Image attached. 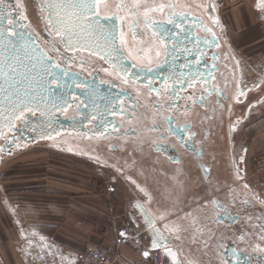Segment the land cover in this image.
Wrapping results in <instances>:
<instances>
[{
	"label": "flooded vegetation",
	"instance_id": "flooded-vegetation-1",
	"mask_svg": "<svg viewBox=\"0 0 264 264\" xmlns=\"http://www.w3.org/2000/svg\"><path fill=\"white\" fill-rule=\"evenodd\" d=\"M32 2L40 29L24 0L20 7L11 0L16 27L38 34L37 43L50 48L42 0ZM117 2L111 0L113 9ZM160 4L163 12L149 17L164 25L163 35L154 34L142 15L135 29L129 27L133 16L121 25L131 51L126 63L151 73L137 72L140 79L125 84L111 74L110 63L89 51L67 53L73 59L64 66L72 75L64 91L75 102L65 113L37 112L28 116L27 127L16 121V131L5 130L11 142L0 137V165L36 146L66 149L132 183L139 194L134 207L145 221L136 205L142 206L159 227L155 238L166 257L172 250L181 264H264V179L256 188L247 174V151L237 153L234 139L252 107L264 100V76L244 85L216 0H141L140 11ZM173 13L181 28L166 23ZM84 82L88 89L77 87ZM0 264H7L1 254Z\"/></svg>",
	"mask_w": 264,
	"mask_h": 264
},
{
	"label": "snow or ice",
	"instance_id": "snow-or-ice-1",
	"mask_svg": "<svg viewBox=\"0 0 264 264\" xmlns=\"http://www.w3.org/2000/svg\"><path fill=\"white\" fill-rule=\"evenodd\" d=\"M20 6L17 0L16 7ZM140 7L141 0H131L130 3L129 0H119L115 3L114 9L111 0H42L39 8L45 22V30L51 37V47L48 48L46 44L42 47L37 43L38 34L18 32L17 19L13 14L15 8L6 4V0H0V137L11 142L5 130L16 131V121H21L23 126L27 127L29 115L35 116L37 112H40L41 116L51 115L54 112L65 113L75 102L74 94L64 91L65 78L72 75L70 68L64 66V62L71 64L73 59L67 53L89 51L91 55L110 63L113 69L111 74L123 79L125 84L129 82L130 77L133 78V82L139 80V75H135L137 72L151 73L152 69L147 66L139 67L126 63L131 57V51L127 47L128 40L121 25L129 16H133L136 20L132 21L129 27L135 29L142 15L145 25L150 27L154 34L163 35L161 30L164 25L159 21L151 20L149 13L163 12L165 5L144 7L143 12L140 11ZM257 8L264 10V0H258ZM45 9H47L46 15ZM176 15L173 13V18L166 23H175L177 28H181V24L176 21ZM20 18L27 20L24 13L20 14ZM133 36L135 37V33ZM216 47H219V44H216ZM213 59H216L215 54ZM80 66H83V61ZM104 71L108 72V69L105 68ZM188 86H192L191 81ZM77 87L88 89L89 85L84 82ZM152 90L157 93L161 91ZM111 114L116 113L113 111ZM92 119L96 117L93 116ZM167 119L171 125L172 119L170 117ZM181 139L183 140V137ZM183 142L185 147H190V141ZM157 147L168 146L157 145ZM136 206L143 213L153 237L150 247L153 249L160 247V243L155 238L158 230L152 227L153 221L148 216V212L142 206L138 204ZM119 235L126 242L129 239L133 241L139 239L135 232L129 233L126 230H122ZM143 256L149 257V252L145 251Z\"/></svg>",
	"mask_w": 264,
	"mask_h": 264
},
{
	"label": "crops",
	"instance_id": "crops-1",
	"mask_svg": "<svg viewBox=\"0 0 264 264\" xmlns=\"http://www.w3.org/2000/svg\"><path fill=\"white\" fill-rule=\"evenodd\" d=\"M68 167L55 175H42L40 190L24 192L23 197L19 194V228L26 233L18 240L16 264L26 263L22 245L29 247L26 241L30 238L34 239L33 249L44 255L45 264L48 260L51 264H79L81 253L89 246L103 249L114 264L142 262L143 253L152 249L150 232L134 207L139 194L132 183L115 173L79 175ZM122 230L135 232L139 239L126 242L119 235Z\"/></svg>",
	"mask_w": 264,
	"mask_h": 264
},
{
	"label": "rangeland",
	"instance_id": "rangeland-1",
	"mask_svg": "<svg viewBox=\"0 0 264 264\" xmlns=\"http://www.w3.org/2000/svg\"><path fill=\"white\" fill-rule=\"evenodd\" d=\"M24 1L28 17L40 29L34 3L32 0ZM216 2L218 16L240 58L244 85L254 84L260 76H264V10L257 8L258 0ZM234 139L237 153L246 149L249 164L247 174L258 185L256 188H260L264 179V100L252 107L248 119L236 130ZM67 166L70 172L79 175L97 174L98 171L82 155L47 145L30 148L0 165V254L7 264L18 263L15 262L18 258V240L26 233L19 228L22 221L17 207L19 194L23 197L24 192L40 190L44 184L42 175L51 172L55 175ZM109 172L113 173L103 170V175L98 176L104 177ZM8 199H11L10 203ZM33 240L30 238L26 241L29 247L22 245L28 257L25 264H45L44 255L41 257L33 249ZM46 264L51 263L48 260Z\"/></svg>",
	"mask_w": 264,
	"mask_h": 264
},
{
	"label": "built area",
	"instance_id": "built-area-1",
	"mask_svg": "<svg viewBox=\"0 0 264 264\" xmlns=\"http://www.w3.org/2000/svg\"><path fill=\"white\" fill-rule=\"evenodd\" d=\"M104 169H98L97 174L99 176L103 175ZM109 180H114L111 177ZM149 257L145 258L140 263H131V264H170L166 261V256L161 248L150 249L148 250ZM79 264H114L106 256V253L103 249L98 246H89L87 247L79 257ZM130 264V263H128Z\"/></svg>",
	"mask_w": 264,
	"mask_h": 264
},
{
	"label": "water",
	"instance_id": "water-1",
	"mask_svg": "<svg viewBox=\"0 0 264 264\" xmlns=\"http://www.w3.org/2000/svg\"><path fill=\"white\" fill-rule=\"evenodd\" d=\"M6 4L8 5H11L12 6V3H11V0H6ZM47 10V9H46ZM16 30L19 32V31H24L25 30L23 28H18L16 27ZM26 33V32H25ZM149 216V215H148ZM153 228L157 229L158 232H157V236L159 237L162 232L160 231L159 227L157 226V224L155 222H153V225H152ZM149 229V227H148ZM149 232H150V229H149ZM163 245V244H162ZM165 246V245H163ZM159 248V247H158ZM156 249V248H155ZM169 250V249H168ZM170 253H171V256L170 257H166V261L170 264H181L180 260L177 258L176 255H174V253L172 252V250H170Z\"/></svg>",
	"mask_w": 264,
	"mask_h": 264
}]
</instances>
